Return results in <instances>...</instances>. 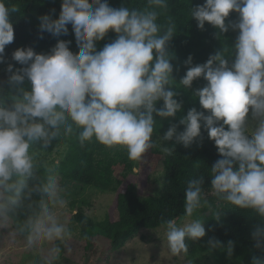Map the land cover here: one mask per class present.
Masks as SVG:
<instances>
[{
  "label": "clouds",
  "instance_id": "1",
  "mask_svg": "<svg viewBox=\"0 0 264 264\" xmlns=\"http://www.w3.org/2000/svg\"><path fill=\"white\" fill-rule=\"evenodd\" d=\"M170 7L171 0H130L120 7L109 0H62L58 18L55 9L39 17L41 38L67 36L71 25L78 51L71 50L72 40L58 39L46 53L15 49L12 63L5 52L14 42L10 17L21 6L0 0V64L7 74V88L0 84V231H11L14 218L29 208L15 232L28 248L51 245L43 264H54L61 251L74 252L66 187L55 164L40 159L48 149L60 141L75 140L81 148L98 143L140 164L151 149L171 156L174 145L165 142L185 148L202 142V129L220 158L187 181L183 214L162 219L164 247L173 257L187 256L189 242L206 236L202 209L217 222L226 208L247 210L258 218L251 237L262 253L251 264H264V0H203L185 9L202 31L208 24L217 38L238 34L204 63L194 64L190 54L179 81L169 50L178 31ZM110 32L115 39L98 49ZM199 78L206 84L192 95L202 110L190 108L160 136L158 122L184 111L175 89H192ZM207 243L233 256L234 241Z\"/></svg>",
  "mask_w": 264,
  "mask_h": 264
},
{
  "label": "trees",
  "instance_id": "2",
  "mask_svg": "<svg viewBox=\"0 0 264 264\" xmlns=\"http://www.w3.org/2000/svg\"><path fill=\"white\" fill-rule=\"evenodd\" d=\"M19 3L21 10L12 14L10 19L14 26V44L16 48L33 47L37 52H48L55 45L58 39L72 40L70 48L78 51L71 25L67 36L53 37L43 33L39 29V17L49 14L55 9L54 18H58L62 0H13ZM139 3V0H137ZM113 7H120L130 0H109ZM203 3V0H192V5ZM182 0H171L170 14L178 22V31L170 42L169 50L175 52V58L171 61L174 68V76L179 79L185 74L186 67L183 62L191 54L193 63L200 64L207 61L210 54L215 53L224 46L234 43L235 32L229 31L223 38H217V29L206 24L205 30L197 27L194 18H188L187 8L191 7ZM237 14L233 13L231 19H236ZM116 34L110 32L104 41L98 42V49L105 43L115 39ZM234 58V57H233ZM15 63L14 61H10ZM16 67H20L16 64ZM6 65L0 64V70L5 72ZM206 84L203 78L193 82L192 89L178 88L177 99L183 101V112H178L174 119H165L158 122L157 130L162 136L171 123H178L179 119L186 115L187 111L196 107L200 109L199 99L194 98L192 92ZM7 88V80L4 84ZM162 103V101L160 102ZM159 107V104L157 105ZM159 120L160 118L157 117ZM179 130H183V125ZM203 140L198 139L192 146L185 148L183 145L175 144L174 141L165 142L168 146L174 145V153L171 156L164 155L159 148L151 149L146 154L156 158L149 171L140 172L138 175L134 169L139 166L138 162L128 160L126 151L108 150L103 145L93 143L81 148L75 140L60 141L53 148L48 149L40 159L54 152L61 143H67L68 147L60 163L56 164L59 176L64 182H80L84 185H91L102 192L115 194L112 204L107 210L103 221H97L88 215L80 204L69 203L75 213L73 220L80 227V237L86 241V249L92 257H97V239L93 231L100 228L102 235L110 242L112 250L122 249L132 238L140 234L143 228H157L162 225V219L178 218L183 214L184 189L187 181L201 173L206 174L210 167L219 157L214 142L208 139L207 131L202 129ZM157 137L154 136V139ZM38 147V146H36ZM140 167V166H139ZM162 167L163 182L158 194L141 196L138 188H146L151 175ZM42 171V170H41ZM211 177H206V187L210 185ZM28 202H26L27 204ZM208 210L207 208H205ZM202 209L201 211L205 210ZM205 210V211H206ZM30 209L25 207L13 220L16 224L23 223ZM206 236L198 243L189 242V253L186 256L191 258L192 263L199 254H209L208 259L213 264H251L254 256L262 255L260 250L254 247L251 232L258 223V218L247 210L226 208L223 210L219 222L215 220L211 211L202 213ZM211 229V230H209ZM216 238L225 244L229 240L234 241V253L231 258L222 249L209 250L208 240ZM203 258V257H202Z\"/></svg>",
  "mask_w": 264,
  "mask_h": 264
},
{
  "label": "rangeland",
  "instance_id": "3",
  "mask_svg": "<svg viewBox=\"0 0 264 264\" xmlns=\"http://www.w3.org/2000/svg\"><path fill=\"white\" fill-rule=\"evenodd\" d=\"M238 15V14H237ZM238 33L235 32V38ZM234 38V42H235ZM16 44L11 43L6 46V56L11 61V54L16 48ZM7 74L0 70V84H5ZM68 144L61 145L51 154L45 156L43 160L54 163L55 166L59 163L63 154L67 150ZM156 161L155 157L147 155V162L140 163L134 171L138 175L140 172L149 171L152 173V164ZM162 167L151 175L146 188H138L141 196L158 194L160 192L163 176ZM61 179V176H60ZM66 187V199L68 201L64 215L69 221L70 227L73 230L74 237L72 247L74 252L67 255L64 251L59 253V259L54 264H213L207 258L209 254H199L192 263L191 258L186 256L173 257L164 247L162 238V226L157 228H143L138 236L130 239L122 249L111 251L110 242L102 235L100 228L94 230V236L97 239L98 252L97 257H92L86 249V241L80 237V227L73 220L72 215L75 211L69 203L76 202L77 206H83L86 213L92 216L97 221H103L106 217L108 208L113 202L115 194L112 192H102L91 185H84L80 182H64ZM206 210V209H205ZM201 211L207 213L208 210ZM11 231H0V264H43V259L47 255L51 245H44L42 249L28 248L25 246V238L23 235L15 232L13 223L10 225ZM159 232V233H158ZM203 257V258H202Z\"/></svg>",
  "mask_w": 264,
  "mask_h": 264
}]
</instances>
